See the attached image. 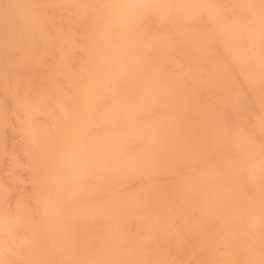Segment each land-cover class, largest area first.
<instances>
[{"label": "bare ground", "instance_id": "1", "mask_svg": "<svg viewBox=\"0 0 264 264\" xmlns=\"http://www.w3.org/2000/svg\"><path fill=\"white\" fill-rule=\"evenodd\" d=\"M245 53L264 74V0H0V264H239L211 231L254 245L264 203L241 225L219 146L177 152Z\"/></svg>", "mask_w": 264, "mask_h": 264}, {"label": "rangeland", "instance_id": "2", "mask_svg": "<svg viewBox=\"0 0 264 264\" xmlns=\"http://www.w3.org/2000/svg\"><path fill=\"white\" fill-rule=\"evenodd\" d=\"M238 44L237 42H235ZM226 48L234 50L232 45L225 44ZM197 50V47L194 46ZM240 50H246L245 47H241ZM242 58L244 61L251 63H245V74L233 75L230 83L233 82L235 86L239 88L238 94L242 96L231 95L225 98V108H219L214 110V107L220 105L219 90H213L218 88L209 89L204 82L202 89L194 90L192 92L193 100L191 106L193 109L190 111L194 116L189 123L197 125L188 136L184 127L178 126V131L182 134V138L178 140L177 160L180 163L185 161L183 153L187 149H192L190 152L189 160L194 161V156H198L200 161L199 149L205 146H212L215 148L214 152L208 151L211 155H222V162L224 167L225 178L221 187L224 190V207L226 209H233L238 213L234 215L237 218L243 213L255 214L259 212L260 207L264 203V74H259V77L255 78L252 74H249L253 62L249 58V55L245 53ZM222 62L213 59L210 64L212 67H217ZM201 67V66H200ZM202 68V67H201ZM214 79H210L213 81ZM254 84L259 92L258 96L251 97L249 90L253 88L251 84ZM229 85V84H228ZM251 87V88H250ZM250 88V89H249ZM242 97V100H241ZM229 100L230 102H227ZM196 109H198V117L196 116ZM230 109V110H227ZM187 113L186 119L189 118ZM182 117H184L182 115ZM204 126H207L212 132L213 136L204 142ZM185 139H187L185 141ZM184 140V141H183ZM198 141V142H196ZM231 151V153H226ZM217 166L215 162L208 164L204 163V166L208 165ZM196 168L192 165L191 169ZM216 171H219L216 170ZM215 172V171H214ZM191 177L190 175H188ZM228 184L229 188L228 189ZM252 217L250 216L249 219ZM240 224L247 225V222L242 218ZM229 225L231 229L226 228L224 225ZM223 229L219 230L218 227L212 230L211 233L215 235H227L225 252H229V256L239 255V264H250L248 256L251 257L253 262H264V223L261 224L260 230H248L246 233L254 241V245H251L244 237L239 236L234 231V227L238 223L223 222ZM232 237H235L237 241H234ZM257 250V254H255ZM240 251L245 253L240 254ZM228 257V256H227ZM228 259H230L228 257ZM236 264V263H234ZM259 264V263H256Z\"/></svg>", "mask_w": 264, "mask_h": 264}]
</instances>
